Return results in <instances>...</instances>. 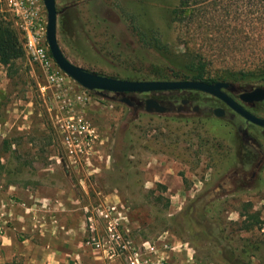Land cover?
<instances>
[{"label":"rangeland","instance_id":"obj_1","mask_svg":"<svg viewBox=\"0 0 264 264\" xmlns=\"http://www.w3.org/2000/svg\"><path fill=\"white\" fill-rule=\"evenodd\" d=\"M56 2L60 46L89 71L171 77L193 61L209 79L230 75L235 97L264 87L244 80L264 73V0H238L227 15L189 25L171 19L180 0ZM1 18L22 38L4 3ZM55 66L51 81L26 51L0 62V196L12 186L15 202H65L74 245L140 250L141 264H264V127L200 90L120 96ZM148 97L170 109L147 111ZM182 99L190 103L179 110ZM242 104L264 116V100Z\"/></svg>","mask_w":264,"mask_h":264},{"label":"crops","instance_id":"obj_2","mask_svg":"<svg viewBox=\"0 0 264 264\" xmlns=\"http://www.w3.org/2000/svg\"><path fill=\"white\" fill-rule=\"evenodd\" d=\"M0 196V264H124L129 253L74 245L67 227L70 208L54 202H15L12 189Z\"/></svg>","mask_w":264,"mask_h":264},{"label":"water","instance_id":"obj_3","mask_svg":"<svg viewBox=\"0 0 264 264\" xmlns=\"http://www.w3.org/2000/svg\"><path fill=\"white\" fill-rule=\"evenodd\" d=\"M47 10V42L51 54L58 66L84 88L89 90H102L114 93H149L159 90H181L195 89L214 95L225 101L235 112L243 116L250 122L264 126V117H259L236 101L224 89L228 88L226 81L209 83L203 80H130L103 75L87 70L86 68L73 63L63 52L58 40V9L56 0H43ZM244 102H255L264 100V87L257 86L251 90L241 93ZM122 101L132 105L129 97L124 96ZM188 103L187 99L182 100V104ZM147 111L166 112L167 106L154 97L145 99ZM196 105L194 110L197 111ZM218 116H223L225 111L222 108L214 110Z\"/></svg>","mask_w":264,"mask_h":264},{"label":"trees","instance_id":"obj_4","mask_svg":"<svg viewBox=\"0 0 264 264\" xmlns=\"http://www.w3.org/2000/svg\"><path fill=\"white\" fill-rule=\"evenodd\" d=\"M238 0L228 1V0H180L178 5H176L170 12L171 19L173 22L178 21L186 23L189 25L197 19V16L204 15V13L213 12L216 15L228 14L230 8L239 4ZM218 20V18H217ZM145 45H149L150 48L161 51L162 47L157 44V40H150L146 35H142L141 38ZM25 49L23 45V39L21 38L19 32L14 28L11 22L7 20L0 19V62L5 66H11L15 60L24 56ZM199 65V66H197ZM195 62H188L187 66L181 68L182 72L175 71L173 76H158L155 78L148 77H138L130 80H203L209 83H214L218 80L209 79L206 77L205 66L203 64ZM246 82L258 81V79H264V73L260 76H247L245 74ZM224 80L231 79L230 75L223 77ZM119 95V93H117ZM8 142V141H7ZM9 143V142H8Z\"/></svg>","mask_w":264,"mask_h":264},{"label":"built area","instance_id":"obj_5","mask_svg":"<svg viewBox=\"0 0 264 264\" xmlns=\"http://www.w3.org/2000/svg\"><path fill=\"white\" fill-rule=\"evenodd\" d=\"M43 2V0H0V3L7 6L16 27L21 31L25 51L41 66L48 79L55 81L59 73L47 42V19L44 15ZM2 229L0 224V230ZM96 245L99 247L101 243L96 242ZM149 248L155 249L152 245ZM142 254L140 250H133L128 258L129 263L141 264ZM145 260L147 264H155L152 259Z\"/></svg>","mask_w":264,"mask_h":264},{"label":"flooded vegetation","instance_id":"obj_6","mask_svg":"<svg viewBox=\"0 0 264 264\" xmlns=\"http://www.w3.org/2000/svg\"><path fill=\"white\" fill-rule=\"evenodd\" d=\"M187 80H192V79H187ZM218 81H221V80H218ZM222 81H224V80H222ZM217 82V81H216ZM215 83V82H214ZM229 87V86H228ZM179 90V89H178ZM182 90V89H181ZM229 95H231L236 101H238L239 103H241L242 104V102H244L242 99H241V93L238 95V97H235L234 95H232L229 91H228V88H225L224 89ZM122 94H127V93H119V95L121 96ZM214 96V95H213ZM124 97V96H123ZM122 97V98H123ZM216 97V96H215ZM218 98V97H217ZM220 99V98H219ZM183 100V99H182ZM182 100H181V104H182ZM188 100V103H186V104H184V105H182V107H181V109L183 108V106H185V105H188L189 103H190V99H187ZM221 100V99H220ZM227 107H229V108H231L225 101H223V100H221ZM263 101V100H262ZM132 102V101H131ZM169 102H171V100H169ZM258 102V101H257ZM132 105H133V102H132ZM243 105V104H242ZM180 106V105H179ZM179 106H178V109H179ZM245 108H247L245 105H243ZM169 109H170V107L169 106H167ZM195 107V106H194ZM194 107H193V109H194ZM219 108H222V109H224V107H219ZM216 109V108H215ZM214 109V110H215ZM232 109V108H231ZM248 109V108H247ZM180 110V109H179ZM233 110V109H232ZM249 111H251L250 109H248ZM252 112V111H251ZM252 113H254V112H252ZM255 114V113H254ZM255 115H257V114H255ZM257 116H259V115H257ZM243 117V116H242ZM259 117H264V116H259ZM247 120V119H246ZM248 121V120H247ZM250 122V121H249ZM251 123H253V122H251ZM253 124H255V123H253ZM256 125H258V124H256ZM260 126V125H259ZM261 127H264V126H261Z\"/></svg>","mask_w":264,"mask_h":264}]
</instances>
